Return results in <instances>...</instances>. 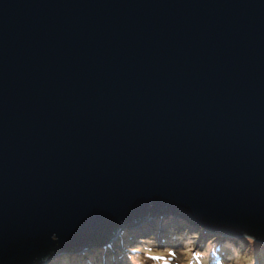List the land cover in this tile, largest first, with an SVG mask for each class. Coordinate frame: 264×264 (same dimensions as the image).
Returning a JSON list of instances; mask_svg holds the SVG:
<instances>
[{
	"label": "water",
	"instance_id": "1",
	"mask_svg": "<svg viewBox=\"0 0 264 264\" xmlns=\"http://www.w3.org/2000/svg\"><path fill=\"white\" fill-rule=\"evenodd\" d=\"M167 217L264 242V0H0V264Z\"/></svg>",
	"mask_w": 264,
	"mask_h": 264
},
{
	"label": "rangeland",
	"instance_id": "2",
	"mask_svg": "<svg viewBox=\"0 0 264 264\" xmlns=\"http://www.w3.org/2000/svg\"><path fill=\"white\" fill-rule=\"evenodd\" d=\"M174 220L175 219H171V223L174 222ZM186 224H191L193 226V229H191V231L200 233V240L198 242H196L194 238L184 236L177 238L175 241L171 239V243H173L174 246L167 245L166 243L164 244L163 240H160L161 242L158 243L157 241L159 239V233L162 232L164 228H162V226H158V224H149L150 228L153 227V231L149 232L145 236L136 235L130 228L126 229L122 236V239L114 243L113 246H110V250L107 253V250L105 249V247H103V245H93L92 247L87 248V250L85 249L81 253L70 252L67 254H57L52 259L43 264H105V262H108L109 264H127L126 256L128 260H130L131 255L132 260L129 261L128 264H130L131 262H136V264H153V259L158 255V251H164L163 249L165 248H170L173 250V252L170 250L166 251L163 255V257L167 258V253L173 254L176 259L172 261V264H188V260H192L191 252L194 250L203 252L207 249V258H210L214 243L208 245L207 248H204L209 240L216 238L217 243H222L223 246L225 237L218 239L222 236H218L215 234H211L208 236L207 232H204L194 223L186 222ZM166 230L167 232L165 236L170 237L168 228H166ZM183 230L184 228H177L178 232ZM206 235L208 237L205 238ZM242 236L243 234L240 235L238 241L234 240V246H240V243L243 239ZM150 239H153L156 243H152L153 241ZM179 241H182V244H180ZM129 248H132V250L128 251ZM262 253H264V248H258V260ZM117 258H120L121 262H118ZM54 259L56 260L53 261ZM223 264H233V261H224ZM240 264H243L242 253L240 254Z\"/></svg>",
	"mask_w": 264,
	"mask_h": 264
},
{
	"label": "clouds",
	"instance_id": "3",
	"mask_svg": "<svg viewBox=\"0 0 264 264\" xmlns=\"http://www.w3.org/2000/svg\"><path fill=\"white\" fill-rule=\"evenodd\" d=\"M164 226L168 228V233L170 234L169 236L173 241H175L177 238L184 236H187L189 238H194L196 242L200 240V233L191 231L190 227L187 226L186 222L183 220H178L175 223H171V221H165ZM181 226H183L184 230L178 232L177 228ZM151 228L149 227V225L131 227V229L134 232H137L138 234H141L144 232V230H148ZM51 240L53 241V243H57V244L59 243V237L55 234L52 235ZM213 243L216 246L215 238L209 240L204 248H207L208 245ZM92 246L93 245H91L90 247ZM223 248L225 249L227 254L226 259H224L223 261H233V264H240V254L242 253L243 264H264V253L260 255L259 260L257 258V250L258 248H264V242H258L255 236L244 233L243 239L239 247L234 246L233 243L226 241L223 244ZM197 255L200 258L196 261L189 259L188 264H205V260L207 259V253L204 254L197 253ZM126 259L128 264V262L132 260V255L130 260H128L127 256ZM174 259H176V257L171 255L164 259H153V264H172V261ZM55 260L56 259H54L53 261ZM133 264H136V262H133Z\"/></svg>",
	"mask_w": 264,
	"mask_h": 264
},
{
	"label": "trees",
	"instance_id": "4",
	"mask_svg": "<svg viewBox=\"0 0 264 264\" xmlns=\"http://www.w3.org/2000/svg\"><path fill=\"white\" fill-rule=\"evenodd\" d=\"M171 219H173V218H166L162 223H156V224H158L159 226H162V228H164L163 229V231L162 232H160L159 233V236H158V243L159 242H161L160 240H163V243L165 244H167V245H173V243H171V238L170 237H166L165 235H166V232H167V230H166V228L167 227H165L164 226V224H165V221H171ZM176 221H178V220H174V222H172V223H175ZM186 222V221H185ZM153 225H155V224H153ZM186 225H188L189 227H190V230L191 229H193L192 227V225L191 224H186ZM179 228H183V226H181V227H179ZM179 230V229H178ZM151 231H153V227L151 228V229H148V230H144V232L143 233H141V234H138L137 232H134L133 231V233H135L136 235H140V236H145V235H147L149 232H151ZM205 232V231H204ZM207 235L209 236V235H211V233H208L207 232ZM205 236V238L206 237H208V236ZM154 236V235H153ZM243 237V236H242ZM221 238H223V237H219L218 239H221ZM122 239V238H121ZM120 239V240H121ZM216 239V238H215ZM150 240H152L153 242L152 243H156L153 239H150ZM231 242V243H233L234 242V240H232V239H228V238H224V243L225 242ZM179 243L180 244H182V241H179ZM174 246V245H173ZM92 249V248H91ZM130 250H132V248H129L128 249V251H130ZM164 251H158V257L156 256L154 259H164L165 257H163V255H164V253L166 252V251H172L173 252V250L172 249H170V248H165V249H163ZM70 252H74V253H78V250H74V251H59V253H57V254H67V253H70ZM73 253V254H74ZM197 253H200V254H204V253H207V249L206 250H204L203 252H201V251H199V250H194V251H192L191 252V258H192V260L193 261H196V260H198L200 257L197 255ZM56 254V255H57ZM173 256V254H168L167 253V257L168 256ZM226 251H225V249L223 248V246H222V243H217V241H216V246L214 245V247L212 248V250H211V254H210V258L208 259H206L205 260V264H223V260L224 259H226ZM54 257V256H53ZM117 261L119 262H121V259L120 258H117ZM105 264H109L108 262H105ZM121 264V263H120ZM130 264H133L132 262L130 263Z\"/></svg>",
	"mask_w": 264,
	"mask_h": 264
},
{
	"label": "bare ground",
	"instance_id": "5",
	"mask_svg": "<svg viewBox=\"0 0 264 264\" xmlns=\"http://www.w3.org/2000/svg\"><path fill=\"white\" fill-rule=\"evenodd\" d=\"M127 228H130L131 229V227H127ZM114 244H112V245H110V246H113ZM110 246H108V247H110ZM64 258V257H63ZM58 259V258H57Z\"/></svg>",
	"mask_w": 264,
	"mask_h": 264
}]
</instances>
